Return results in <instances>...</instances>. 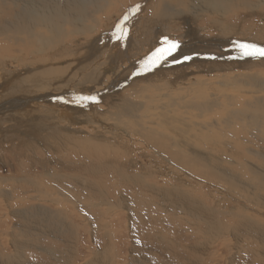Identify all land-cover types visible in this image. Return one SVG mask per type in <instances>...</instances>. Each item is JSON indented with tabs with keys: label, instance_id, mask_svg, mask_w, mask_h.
<instances>
[{
	"label": "bare ground",
	"instance_id": "obj_1",
	"mask_svg": "<svg viewBox=\"0 0 264 264\" xmlns=\"http://www.w3.org/2000/svg\"><path fill=\"white\" fill-rule=\"evenodd\" d=\"M136 1L0 0V152L13 150L16 158L15 175L0 174V225L25 227L19 239L11 230L9 239L0 238L2 264H10L9 255L15 264H38L27 245L42 228L50 238L72 240L60 249L70 259L62 258L64 264H76L80 239L69 226L75 222L99 225L94 232L126 228L111 248L100 249V259L92 242L89 264L125 258L123 241L130 260L123 264H264V145L258 144L264 142V59L202 61L225 52L226 43L262 40L264 47V0H147L143 13L124 25L120 43L110 52L100 47L113 40L116 19ZM166 35L181 45L168 60L194 62L111 95L112 85L124 84ZM240 35L246 38L237 40ZM243 82L248 89L239 88ZM68 89L97 94L100 104L91 101L87 112L52 106ZM46 161L47 170H36ZM221 183L238 199L226 197L225 208L215 197ZM151 208L160 215L148 216ZM181 223L190 225L188 232L214 236L204 249L186 237L176 241ZM52 248L43 251L57 264Z\"/></svg>",
	"mask_w": 264,
	"mask_h": 264
},
{
	"label": "rangeland",
	"instance_id": "obj_2",
	"mask_svg": "<svg viewBox=\"0 0 264 264\" xmlns=\"http://www.w3.org/2000/svg\"><path fill=\"white\" fill-rule=\"evenodd\" d=\"M140 1H141V3H140ZM146 2H147V0H138V1H136L135 2V4L133 3L132 5L130 4V5H128L127 6V8L123 11V13L120 15V17H118L116 20V23H117V26L118 25H120L121 24V22L122 21H124V17L125 16H127L128 17V19H127V21H125L124 22V25L126 24L127 26H128V21L129 20H132V19H134V18H138V16H140L141 15V13H143V9L145 8L144 7V5H146ZM145 3V4H144ZM139 4V5H138ZM138 7V11H136L134 14L132 13V10L134 9V8H137ZM141 7H143V8H141ZM131 13V14H130ZM208 20H210L209 18H208ZM123 25V26H124ZM169 27H171V26H169ZM172 28V27H171ZM173 29H174V35L175 36H179V35H181V30L180 29H178V28H176V27H173ZM125 31L127 30V28L126 29H124ZM109 31L107 30V31H105V33H108ZM108 36H111V34H108ZM241 37H240V39H238L237 38V40H243V39H245L246 38V35H240ZM105 37V36H104ZM104 37H102V38H104ZM125 37V36H124ZM123 37V38H124ZM165 37H167V38H169V39H172V38H170V37H168V35H166V36H162V38L159 40V42L161 43V41L163 40V38H165ZM108 37H106V38H104V39H107ZM122 39H117L115 36H114V38H113V40H111V42H108V41H106L105 43H102V42H99V45H101L100 47H106V49H107V51L108 52H110V51H112L113 50V46H114V44H116V43H120V41H121ZM175 40H177V38L175 39ZM261 41L262 40H254V42H255V44L257 45V46H260L261 45ZM227 45H224L223 46V49L224 50H226L225 52H220L219 54H218V56L217 55H215V54H206L207 55V57H204L203 58V62L205 61H207V62H210V61H212V62H219V63H212V62H210L211 64H221V63H224V64H227V63H236V64H241V63H244V62H246V63H248V61L249 62H255L256 60H258V61H261L262 59H264V57H256V58H253V57H247V56H242L241 55V52H240V49L238 48V44H240V43H230V44H228V43H226ZM195 45V44H194ZM214 46V45H213ZM216 46H214V48H212L211 50L212 51H214V50H216ZM231 49V50H230ZM210 49L209 50H207V52L208 53H210V51H211ZM195 53V52H194ZM229 53V54H228ZM212 55H214V56H212ZM230 55V56H229ZM145 56V55H144ZM143 56V57H144ZM221 56V57H220ZM142 57V58H143ZM191 57V56H190ZM142 58H140V59H138V61H139V64H136V67H137V70L136 71H134V72H132L130 75H129V79L127 80V81H124L123 83L124 84H116V83H114L113 85H112V87L114 86V88H112L110 91H111V95H114V94H117V93H119V92H121L122 90H124V89H126V88H128L129 86H130V84L132 83V82H134L135 80H140V78H144L145 76L146 77H149L148 75L149 74H151L150 76H153V75H155L156 73H158L160 70L162 71H167V70H169V69H172V68H181V67H185V66H188V65H190V63L192 64L193 62H194V59H193V57H191V59H189V60H180V58H179V60L181 61L180 63H176V62H174V60L172 59V60H167L166 62H168V63H171V62H173L174 64H172V66H165V63H161L158 67H156V68H154V69H152V70H150V71H144V70H142V68H141V66H142V61L144 60L145 61V59L147 58H145V59H142ZM226 58L228 59V61L226 60ZM231 58V59H230ZM230 59V60H229ZM140 60H142V61H140ZM221 60H222V62H221ZM224 61V62H223ZM234 61V62H233ZM239 61V62H238ZM264 61V60H263ZM226 62V63H225ZM163 64V65H162ZM209 64V63H208ZM137 65H139V66H137ZM178 66V67H177ZM134 68V67H133ZM132 68H130L129 70H131ZM133 70V69H132ZM154 73V74H153ZM239 86V88H244V89H248L249 88V86L248 85H246V83L245 82H243V83H241V84H239L238 85ZM229 87H230V89H233V85H229ZM120 89V90H119ZM229 89V90H230ZM66 92H70L67 96L66 95H60L59 97H56V98H54L53 100H51V102H52V106L54 105V106H56L57 107V105H59L61 108H64V109H66V108H70V109H68V110H70V111H77V110H80V111H84V112H87V109L86 108H88V106H86L87 104H89L91 101H83V100H79L78 98L79 97H82L83 95L84 96H91V97H95L96 98V101H95V103L94 102H91V103H93V104H100V98H99V96L97 95V94H95L94 96L91 94V95H88V94H81V93H78L77 91H75L74 89H68ZM117 92V93H116ZM106 93V92H105ZM229 93H232V91H229ZM72 94V95H71ZM70 96H72V97H70ZM98 98H97V97ZM64 97V98H63ZM75 97V98H74ZM67 98L70 100H73V101H71V105H66L65 106V104L61 101L62 99L63 100H67ZM98 99V100H97ZM61 102V103H60ZM86 102V103H85ZM88 102V103H87ZM97 102V103H96ZM57 103V104H56ZM60 103V104H59ZM61 104L63 105V106H61ZM77 105H78V107H77ZM85 105V106H84ZM68 106H70V107H68ZM84 108V109H83ZM83 109V110H82ZM86 109V110H85ZM67 110V109H66ZM95 118H96V120H97V116H95ZM99 119V118H98ZM244 130V129H243ZM7 131V130H6ZM12 131H13V129H11V130H9L8 132H9V134H14V135H20L21 137H23V138H25V136H27V134H24L23 135V132H15V133H12ZM244 131H246V130H244ZM11 132V133H10ZM17 133V134H16ZM260 133V132H259ZM244 134H246V135H249L250 136V133H244ZM262 135V134H261ZM245 140H247V138H245L244 140H243V143H246V145H253L251 142H249V141H245ZM39 144H41V143H38V144H36L37 146H39ZM262 148H263V145H264V142H262V141H260L259 143H258ZM1 145V144H0ZM245 145V144H244ZM11 150H12V148H11ZM10 150V151H11ZM261 150H263V149H261ZM1 151V150H0ZM9 150H4L3 149V152H2V154H4V156L1 154V152H0V174H2V176H7V175H13L14 173H16V162L14 161V160H16V158H15V156L14 155H12L13 154V150L11 151V152H8ZM17 153H19L18 151H16ZM9 153H10V155H9ZM228 155L229 157H230V155H229V153L228 152H224V155ZM6 155H8V156H6ZM2 156V157H1ZM13 156V157H12ZM17 156H23L22 154H18ZM13 158V159H12ZM231 158L233 159V160H235V157H233V156H231ZM42 165V166H41ZM41 165H39V164H37L36 166H35V168H36V170H38V171H40V173L42 172V171H45V170H47L48 169V167H49V165H48V162L46 161V162H44L43 164H41ZM3 169V170H2ZM35 170V169H34ZM35 170V171H36ZM15 175V174H14ZM222 185H220L219 187L221 188H217V189H214L215 191H216V193L218 194V196H217V194H215V197L217 198H221V200L219 201V202H216L217 203V205H218V207H222V208H225V207H227L226 205H227V203H228V201H227V199H230V198H232V199H234V200H236L237 198H236V196L234 195V193L233 192H229L228 190H229V188L226 186V184H224V183H221ZM225 189V190H224ZM228 189V190H227ZM222 192H221V191ZM224 190V191H223ZM220 191V192H219ZM229 194V195H227V194ZM226 195V196H225ZM226 197H227V199H226ZM234 197V198H233ZM217 198V199H218ZM219 198V199H220ZM238 200V199H237ZM204 204L206 203V201H202ZM233 205H230L229 207H232ZM157 211V212H156ZM159 211L158 210H154V209H152L151 208V210L149 211V212H147V215L148 216H150V217H156V216H159L160 214V212L158 213ZM156 213V214H155ZM86 218H89V217H86ZM192 221H194V222H197V221H195V219H191ZM82 223V222H81ZM78 223V222H75V223H71L69 226L71 227V226H75L76 227V229H78L77 230V232H78V234H77V237H78V240L80 239V241L78 242L80 245L78 246V248L80 249V254H79V256H77L76 258V260H75V262H76V264H89L90 263V259H91V253H90V251H91V248H93L92 247V242H94L95 243V250L97 251V256H98V258L100 259L101 258V254H104V253H100L101 251H100V249L103 247V246H107L106 248L107 249H109V248H111L110 246H112V240L114 239V241L118 238V236H117V234H119V233H121L124 229L123 228H125V227H122L121 228V226L119 227V226H117V230H115V231H113V228H109L108 229V231L107 232H105V231H102L101 229H99L98 231H100V232H94V227H92V226H95V227H97V226H99V225H91V227H90V225H85V223ZM180 224V223H179ZM181 225L184 227V230L183 231H181V230H178L177 232H175L174 233V235H173V238H175L176 239V241H183V239L186 237V238H188L189 240L191 239V241H193L194 242V244H195V246L197 247V248H203V243H204V241H205V239H210L211 237H213L214 235H211V234H208V233H201V234H198L197 233V231H190V232H188V231H186V229H188V228H191L190 227V225H186V223H181ZM180 225V227H182ZM127 226V225H126ZM203 228H204V226H202ZM48 229V228H47ZM71 229V228H70ZM126 229V228H125ZM6 230V231H5ZM7 230H11V232H14V235L12 236L13 238H14V240H15V238L17 239H19L20 238V234L22 233V230H25V227L23 226V225H9V226H6V225H0V238H3V239H9L10 238V233L11 232H7ZM42 230H43V232H38V231H40V230H37L36 232V235H38V236H36V235H33L32 236V239H30L31 241H32V243H33V245L31 244V243H28V251H29V254L31 255V260L32 259H34L35 257H37V258H35L34 260H39L37 263L38 264H50L49 262H48V260H54V259H52L49 255H47L46 253H45V251H43L44 249H48V247H50V245H51V247H54V249H55V253H54V257H59V259H57V260H55L56 261V263L57 264H64V262L62 261V258H66L65 260L66 261H70V259L67 257V256H64V253L62 254V251H61V249H60V246L61 245H63V244H65V243H68V242H71L72 240H70L69 239V237L67 238V236L66 235H56V236H54V237H48L47 235H46V233H47V230L45 231V229L44 228H42ZM2 231V232H1ZM48 231H49V229H48ZM20 234H19V233ZM8 233V234H7ZM44 233V234H43ZM114 233L116 234V237L115 238H113L114 237ZM101 234H103V237H104V240L102 239V237H101ZM185 234H189V237H187ZM43 235H45V236H43ZM157 236V235H156ZM156 236L153 238V239H151V240H148V241H145V242H143L144 243V245H146V246H150V245H152V243H153V241L156 239ZM26 239H29V238H26ZM94 239V240H93ZM91 242H90V241ZM107 241H108V243H107ZM128 241H129V239H128ZM218 241V240H217ZM217 241H216V246H217ZM3 243V244H2ZM1 244L3 245V246H8V241H4V242H2ZM111 244V245H110ZM91 245V246H90ZM139 245H141L142 246V243H140ZM36 246L38 247V248H36ZM70 246V245H69ZM69 246H67V247H69ZM97 246H99V247H97ZM109 246V247H108ZM120 247H121V250H122V252L124 253H126V254H124V256H125V258H117L116 259V264H123L124 262L123 261H126L127 263L130 261L129 260V258L127 257L128 255V252H129V244L128 243H125V241H123V243L121 244V245H119ZM36 248V249H35ZM197 248H195V251H191L192 252V254L194 255V253H197L198 254V249ZM205 248V247H204ZM203 248V249H204ZM10 249H11V251H10ZM10 249H7V253H12V248H10ZM53 248H52V250H54ZM94 249V248H93ZM132 249H133V247H132ZM144 249V248H143ZM143 249L142 250H140L139 249V251H136V250H134L135 251V253H137V254H139L140 255V253H142L143 252ZM209 250H210V252H213L214 250L212 249V247H210L209 248ZM57 251V252H56ZM127 255V256H126ZM10 256V257H9ZM9 256H7L8 257V261L10 262V264H15V262H16V260H13L12 258V256L11 255H9ZM90 256V257H89ZM80 257V258H79ZM194 257H197V259H199V256L198 255H194ZM210 258V257H209ZM12 259V260H11ZM125 259V260H124ZM96 260L97 259H95L93 262H91V264H98L97 262H96ZM123 260V261H122ZM129 260V261H128ZM88 261H89V263H88ZM122 261V262H121ZM198 261H200V259L199 260H197V262ZM14 262V263H13ZM94 262H96V263H94ZM121 262V263H120ZM32 264L34 263V262H31ZM245 263V262H244ZM246 263H248V262H246ZM0 264H2L1 262H0Z\"/></svg>",
	"mask_w": 264,
	"mask_h": 264
},
{
	"label": "snow or ice",
	"instance_id": "obj_3",
	"mask_svg": "<svg viewBox=\"0 0 264 264\" xmlns=\"http://www.w3.org/2000/svg\"><path fill=\"white\" fill-rule=\"evenodd\" d=\"M138 7L132 10L134 14L138 11ZM128 17H124V21L121 22L120 25L117 26L116 32L113 34L117 39H123L126 35V31L124 30V22L127 21ZM181 45L179 41L169 39L167 37L163 38L161 41V46L157 47L155 51H153L144 61L141 68L144 71H150L156 67H158L161 63L167 61L169 57L175 56L176 52L180 49ZM238 48L240 49L242 56L247 57H264V47H259L256 44L251 43H240L238 44ZM185 60L191 59L190 56H185ZM174 62L180 63V60H175ZM83 101H92L95 102L96 98L91 96H82L78 98Z\"/></svg>",
	"mask_w": 264,
	"mask_h": 264
}]
</instances>
